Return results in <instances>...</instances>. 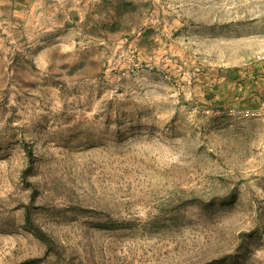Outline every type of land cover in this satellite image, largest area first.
Instances as JSON below:
<instances>
[{"label":"rangeland","instance_id":"1","mask_svg":"<svg viewBox=\"0 0 264 264\" xmlns=\"http://www.w3.org/2000/svg\"><path fill=\"white\" fill-rule=\"evenodd\" d=\"M89 1L0 0V264H264V0Z\"/></svg>","mask_w":264,"mask_h":264},{"label":"crops","instance_id":"2","mask_svg":"<svg viewBox=\"0 0 264 264\" xmlns=\"http://www.w3.org/2000/svg\"><path fill=\"white\" fill-rule=\"evenodd\" d=\"M64 4L63 5H69L68 7H71L70 9V13L73 16H89L90 14L85 10L84 12L80 13V10L83 6L89 5L88 3L90 2L89 0H63ZM87 2V3H86ZM93 2L99 6L103 3H108L109 5L116 7L117 6V2L118 5L120 7H124V11H126V9L128 8L129 4H133L135 1L133 0H93ZM92 3V2H91ZM112 13V12H111ZM116 14L114 13L113 16H115ZM114 22V21H113Z\"/></svg>","mask_w":264,"mask_h":264},{"label":"trees","instance_id":"3","mask_svg":"<svg viewBox=\"0 0 264 264\" xmlns=\"http://www.w3.org/2000/svg\"><path fill=\"white\" fill-rule=\"evenodd\" d=\"M25 223H26V226L28 227V229L33 233V235L38 240H40L41 242L45 243L48 246V242H49L48 236L46 235V233L41 228H39L37 225H35L32 222L30 215L28 213H26V215H25Z\"/></svg>","mask_w":264,"mask_h":264}]
</instances>
